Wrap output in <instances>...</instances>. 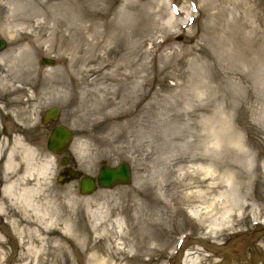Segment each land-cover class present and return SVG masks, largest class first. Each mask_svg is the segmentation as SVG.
Wrapping results in <instances>:
<instances>
[{
    "label": "rangeland",
    "instance_id": "obj_1",
    "mask_svg": "<svg viewBox=\"0 0 264 264\" xmlns=\"http://www.w3.org/2000/svg\"><path fill=\"white\" fill-rule=\"evenodd\" d=\"M71 2L0 0V264H264V0ZM122 161L128 184L79 192Z\"/></svg>",
    "mask_w": 264,
    "mask_h": 264
},
{
    "label": "water",
    "instance_id": "obj_2",
    "mask_svg": "<svg viewBox=\"0 0 264 264\" xmlns=\"http://www.w3.org/2000/svg\"><path fill=\"white\" fill-rule=\"evenodd\" d=\"M5 46V42L0 40V49ZM42 63L52 65L54 61L52 59L43 58ZM59 113V108L51 107L44 113L42 123L49 121H56ZM72 132L65 125L54 126L49 132V136L46 142L47 148L56 154H62L68 148L72 140ZM66 158H62L61 163L65 164ZM69 175L74 178L80 176L79 171H71L68 169ZM61 177V176H60ZM131 180V169L126 162H121L119 165L110 167L102 165L96 178L89 176H82L79 181V192L81 194H91L97 187L111 188L116 184H128Z\"/></svg>",
    "mask_w": 264,
    "mask_h": 264
},
{
    "label": "bare ground",
    "instance_id": "obj_3",
    "mask_svg": "<svg viewBox=\"0 0 264 264\" xmlns=\"http://www.w3.org/2000/svg\"><path fill=\"white\" fill-rule=\"evenodd\" d=\"M62 1H67V0H62ZM71 1H74V0H69V4H74V2H71ZM40 5L42 6L43 5V2L41 1L40 2ZM171 18H172V16H171ZM25 45H28L27 43L25 44ZM15 53H16V51H14V55L11 57V59H15V58H17V55H15ZM20 56L22 55L23 56V52H22V54H19ZM24 56H25V53H24ZM86 58H87V56H86ZM88 62V64L90 63V62H92V57L87 61ZM87 70V71H86ZM85 71L87 72V73H92V72H94L96 69H94V68H88V69H86ZM84 81H86V79L84 80ZM0 85H1V82H0ZM25 152L27 153V154H33V151H31L30 149H26L25 150ZM13 158H15V154L13 153V150H11L10 152H9V154H7V157H6V160H5V162H6V165L4 166L5 167V169L7 168V166H8V168H9V164H11L12 163V161H13ZM108 166V165H107ZM11 167V166H10ZM43 169V168H42ZM40 170V173L42 174V175H44V170L45 169H43V170ZM87 176H89V177H92V176H90V175H87ZM93 178V177H92ZM95 179V178H94ZM203 180H201V182H202ZM211 184H213V183H211ZM98 188V187H97ZM28 190H24V192H20L19 193V191H17V183L16 182H11L10 183V185L8 186V187H6V188H3V195H4V197H6L7 199L8 198H14V197H19L20 195H26V197H27V199H25V204H23L22 206L24 207L23 208V210L27 213H20L19 211H17L15 208H13V207H10V212H11V215H13L14 217H16L15 219H14V222L15 223H19V224H21V225H26V226H30V225H35V227H34V230H35V234H36V236H34V239L35 240H37V241H40L42 238L39 236L40 234H43L44 232H46L47 231V228H45V227H43L41 224H39V223H42L44 220H46V219H48V218H50L48 215L47 216H45L44 215V213H40L39 211H38V207H34L33 208V202L35 201L34 199H36V196H34V193H36V190L37 189H34L33 188V190H29V188H27ZM28 191H33V194H30V192H29V194H27V192ZM20 194V195H19ZM83 195H88V194H83ZM90 195V194H89ZM34 196V197H33ZM201 197V196H200ZM33 198V199H32ZM47 199H45L44 201H43V203L46 201ZM42 203V204H43ZM9 207V205H7V207L5 206V208H6V210H7V208ZM213 208H216V206L214 205L213 206ZM8 211V210H7ZM34 211V212H33ZM9 212V211H8ZM29 214L30 215H34V219H31L30 217H29ZM39 222V223H38Z\"/></svg>",
    "mask_w": 264,
    "mask_h": 264
},
{
    "label": "flooded vegetation",
    "instance_id": "obj_4",
    "mask_svg": "<svg viewBox=\"0 0 264 264\" xmlns=\"http://www.w3.org/2000/svg\"><path fill=\"white\" fill-rule=\"evenodd\" d=\"M50 124H52V128H53V127H54V125H53L54 123H53V122H50L49 125H50ZM47 125H48V124H47ZM47 125H45V126H47ZM52 128H51V129H52ZM61 170H62V171H61ZM60 173L63 174V175H67V174H68V170H67V168L62 166V168L60 169Z\"/></svg>",
    "mask_w": 264,
    "mask_h": 264
}]
</instances>
